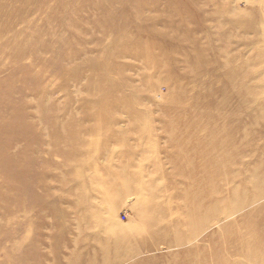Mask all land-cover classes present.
I'll list each match as a JSON object with an SVG mask.
<instances>
[{"label":"rangeland","instance_id":"obj_1","mask_svg":"<svg viewBox=\"0 0 264 264\" xmlns=\"http://www.w3.org/2000/svg\"><path fill=\"white\" fill-rule=\"evenodd\" d=\"M0 264H264V0H0Z\"/></svg>","mask_w":264,"mask_h":264},{"label":"built area","instance_id":"obj_2","mask_svg":"<svg viewBox=\"0 0 264 264\" xmlns=\"http://www.w3.org/2000/svg\"><path fill=\"white\" fill-rule=\"evenodd\" d=\"M124 215H126V214H124Z\"/></svg>","mask_w":264,"mask_h":264}]
</instances>
